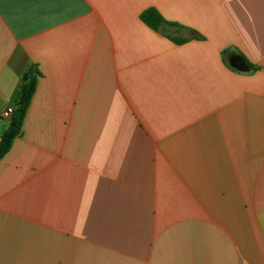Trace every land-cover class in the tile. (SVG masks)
<instances>
[{
    "label": "crops",
    "instance_id": "crops-1",
    "mask_svg": "<svg viewBox=\"0 0 264 264\" xmlns=\"http://www.w3.org/2000/svg\"><path fill=\"white\" fill-rule=\"evenodd\" d=\"M30 67L0 264H264V0H0V136Z\"/></svg>",
    "mask_w": 264,
    "mask_h": 264
},
{
    "label": "trees",
    "instance_id": "trees-1",
    "mask_svg": "<svg viewBox=\"0 0 264 264\" xmlns=\"http://www.w3.org/2000/svg\"><path fill=\"white\" fill-rule=\"evenodd\" d=\"M141 20L151 29H157L163 22L161 15L155 10H148L141 14ZM184 40H174L181 43ZM39 71L35 67H30L23 75L21 92L15 108L11 112L10 123L0 136V160L9 151L13 140L21 134L22 123L34 94Z\"/></svg>",
    "mask_w": 264,
    "mask_h": 264
},
{
    "label": "built area",
    "instance_id": "built-area-1",
    "mask_svg": "<svg viewBox=\"0 0 264 264\" xmlns=\"http://www.w3.org/2000/svg\"><path fill=\"white\" fill-rule=\"evenodd\" d=\"M11 110H5L3 113H2V116L4 117V118H10V116H11Z\"/></svg>",
    "mask_w": 264,
    "mask_h": 264
}]
</instances>
